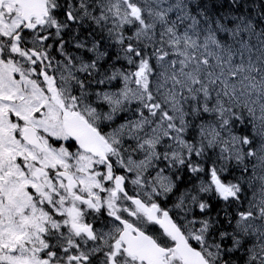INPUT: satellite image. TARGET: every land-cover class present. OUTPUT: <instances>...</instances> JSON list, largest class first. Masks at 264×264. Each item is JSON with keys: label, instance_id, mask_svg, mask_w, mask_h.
Returning a JSON list of instances; mask_svg holds the SVG:
<instances>
[{"label": "snow or ice", "instance_id": "6c2138e0", "mask_svg": "<svg viewBox=\"0 0 264 264\" xmlns=\"http://www.w3.org/2000/svg\"><path fill=\"white\" fill-rule=\"evenodd\" d=\"M0 264H264V0H0Z\"/></svg>", "mask_w": 264, "mask_h": 264}]
</instances>
